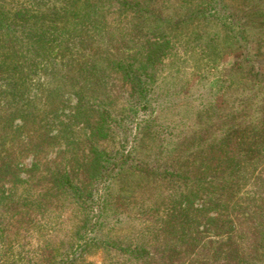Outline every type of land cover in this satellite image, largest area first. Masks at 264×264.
I'll return each mask as SVG.
<instances>
[{"label":"rangeland","instance_id":"1","mask_svg":"<svg viewBox=\"0 0 264 264\" xmlns=\"http://www.w3.org/2000/svg\"><path fill=\"white\" fill-rule=\"evenodd\" d=\"M110 1L116 2V9H98L94 14V0H0L5 17L18 9L30 17L13 22L11 29L0 28V166H4L0 168V264H145L147 255L159 253L164 232H174L166 223L171 213L179 217L214 198L205 191L196 194V173H206L211 147L217 153L234 150L231 144L220 146L223 124L232 119L226 122L218 113L212 124L202 105L213 98L218 106L225 99L229 103L247 99V93L238 98L230 88L227 96L221 90L237 70L233 66L241 51L224 36L223 50L207 56L206 34L223 27L190 17L191 8L200 10L188 0H133L143 11L128 13L116 0ZM224 2L239 21L255 19L253 11L264 7V1ZM104 18L116 24L98 26ZM135 21L142 24L134 25ZM251 27L252 45H262L252 59L254 72L264 73V30L257 22ZM164 33L174 48L149 70L155 79L149 82L150 110L131 94V84L120 69H108L101 85L92 78L85 81L94 76V61L103 65L106 57L125 56L129 62ZM211 56L217 63L208 60ZM12 63L19 65L17 81L26 82L21 87L12 88L6 79ZM78 92L83 97L78 98ZM77 99L79 113L74 115ZM96 103L113 117L104 124L115 126L112 135L99 143L109 151L105 158L94 155V137L85 135L96 124ZM244 120L240 117L237 123ZM198 122H211L198 129L199 136L194 126ZM13 139L21 142L17 149ZM249 151H232L230 166L223 169L233 171L228 176L231 187L223 193L226 199L232 193L258 192L264 156L253 160ZM217 153L216 157L222 155ZM121 164L125 167L119 168ZM65 170L79 190L66 187L59 176ZM240 214L237 223L245 230L253 221L264 220L263 210L250 211L245 220ZM205 235L199 238L207 242ZM113 239L116 245L107 243ZM220 240L200 252L205 255L211 248L225 250L233 245V239L226 245ZM126 248L141 249L140 256ZM175 252L171 248L170 253ZM176 256L179 263L189 259L183 253H175L173 259ZM173 259L168 263H175Z\"/></svg>","mask_w":264,"mask_h":264},{"label":"trees","instance_id":"2","mask_svg":"<svg viewBox=\"0 0 264 264\" xmlns=\"http://www.w3.org/2000/svg\"><path fill=\"white\" fill-rule=\"evenodd\" d=\"M116 1L120 4L122 11L127 13L130 10L134 12L143 11L142 7L136 1ZM252 1L254 4L255 1L261 3L264 0ZM88 2H90V0H88ZM187 2L198 5L200 10L196 13V11L191 8L189 12L190 17L193 16L192 18L197 17L204 19V21H211L217 24L220 23L223 27L222 31H210L211 33L208 32V34H206L207 36L205 37L207 38V42L205 44V48L208 49L207 56L211 54L215 56L223 50V43L221 42H223L222 37L224 36H226V41H231L232 45H235L236 49L241 51V58L237 61V65L233 66L237 68V70H233L234 72L232 73L234 74H229L232 77L230 83L228 85L225 83L221 84L223 96L224 94H226V96L230 94L225 93L228 88L233 90V93H236L238 98L241 96V93L248 94L245 101L238 99L234 100L232 103H229L225 97V103L222 106H218L217 99L213 98L209 102L202 105V111L206 116L210 117L212 124L214 120L213 116L218 113L224 115L226 122L232 119L231 123L223 124L225 136L220 140V146H222L221 148L225 145L226 147H229V144H231L233 145L232 148H234V150H250L249 152H253L250 159L258 160L260 156H264V73L258 70L254 72L255 66L252 63V59L257 56V50L259 51L262 48V45H252L251 41L253 40L252 34L254 30L251 26L253 23L257 22L261 26L259 30H264V7H258V9L253 11L255 15L257 14L255 19L253 17V20L248 18L244 21H242L243 19L239 21L230 12L228 5L224 2V0H196L194 3L193 0H188ZM198 3H202V5H199ZM115 4V1L110 0H94V14H97L98 9L104 12H109V10L112 11V9H116L113 7ZM6 17L0 11V28H10L13 22L28 21L30 19L29 13L24 9H18L12 14H9V16L6 15ZM148 19H150V17L145 18L143 24H145ZM135 22L133 23L134 25L140 26L139 24H142L137 21ZM110 23L116 24L112 18H104L103 22L101 23L100 21L98 26L101 27L102 25L104 28L109 26ZM161 23L163 22L161 21L160 24ZM150 24H154V21ZM98 33H101V31H98ZM171 41V38L165 33L157 36L155 39L150 41L145 49L138 52L137 56H135L132 60H129V62L127 61L128 63L124 61L125 56L120 59H116L111 56L106 57L105 59H107V62L103 61L106 64L105 66L104 63L102 65V61H100L101 63H99V61H94V76L88 78L85 77V81H90V78H92L95 82H97V84L101 85L100 83H103L105 73L108 69H112L115 72L120 69L125 78L131 84V94L139 97L143 109L150 110L151 102L149 92L151 91V87L149 86V82L152 81L154 77L149 70H153L156 63L160 64L163 60H165V55L173 51L172 48L174 47ZM213 56H211L208 60L211 63H217ZM18 68L19 65H14V63L8 66V70L12 73L8 74L6 79L10 81L9 86L11 85L12 88L21 87L22 84L24 85L26 83L23 81L21 84L17 81V78H19L17 76L18 73H16ZM15 76H17V78ZM234 76H237L238 78L240 77L241 80L235 79ZM246 78H248V81H245ZM223 80L224 79H222V81ZM237 86L238 88H236ZM57 87L58 86H55L54 89H57ZM234 88L236 89L234 90ZM75 94H77L78 98L83 97L80 92ZM100 101L101 100H98L99 103ZM76 104V111H74V115L79 113L80 101H78V103L76 102ZM97 104L98 103H96V105ZM220 111H223L224 113H221ZM94 112L98 117L96 124L94 127H91L85 135L87 139L94 137V155L96 156V154H99L100 157L104 156L105 158L109 151L101 147L99 143L108 139L115 130L114 125L104 124V122H106V118L113 119V117L108 115V110L102 108V105L100 104L96 107L94 106ZM240 117H244V123H237V120ZM246 117L248 118L247 121ZM211 122L205 124L210 125ZM205 124L198 122L194 125L196 127L195 134L197 136L201 134L198 129ZM12 141L14 142H12L13 149H17L21 142L16 140L14 141V139ZM216 150L217 148L213 147L209 149L210 155L209 157L207 155L208 163L206 164L208 168L205 169L206 173H196L197 178L195 180L197 184L196 194L201 191H205L207 193L209 192V194L214 196V198L207 203L203 202L199 206L190 207L179 217H175L173 213H171L167 218L166 223L167 225L169 224L170 227H174V232H164L167 235H163L164 238L161 243L163 246L158 249L159 253L156 256L154 254L147 255L145 258V264H152V262L158 263V260L160 264H169L167 260L173 259V255H175V253L189 255V259H187L186 264H221L219 259L223 260V264H264V220L253 221V226H250L251 229L248 230L243 229L242 225H240V227L239 222L237 223V214H240V212H242V214H240L242 216V220H245V215H248L250 211L253 213L259 212V210L264 211V165L258 172V188L256 187L258 189L257 193L251 194L250 191H243L241 192V195L232 193L226 199L223 196V193L231 187L228 184L232 179H228V176L233 174L231 173L233 171L231 168L228 172L223 171V169L225 170L228 166H230V161L233 156L232 154H234L232 151L234 150L227 149L225 153H217ZM131 153L133 152L131 151ZM216 153L222 155L216 157V155H214ZM3 167L0 166V168ZM124 167L125 164H121L119 166V168ZM220 167L222 168V171L217 169ZM59 176L64 177L63 182H65L64 184H67V188L73 187L75 190L80 189V187L75 184L73 177L68 170H65L64 173L62 175L59 174ZM247 200L250 202H246ZM99 215L100 212L97 216ZM188 226L192 227L189 232L186 231ZM178 228L180 231L177 230ZM204 228L206 233L202 232L204 231ZM168 234H170L171 238H168ZM204 234L209 236V240L207 242L201 241L199 238L200 236L204 237ZM219 236H221V240L223 241L218 239ZM228 239H233V245H229V247L226 246L225 250H219L214 247V249L211 248L205 255L200 252L201 248L206 247L209 243H216L218 240H220L221 245H226V241ZM116 242L117 241L113 239L111 241L109 240L107 243L116 245ZM171 248L176 251L174 254L170 253ZM126 249L129 252L134 251L136 252V256H140L139 254L141 249L140 251L138 249ZM177 258L178 256L173 259L175 261L173 264H184V262L179 263V261H176Z\"/></svg>","mask_w":264,"mask_h":264}]
</instances>
